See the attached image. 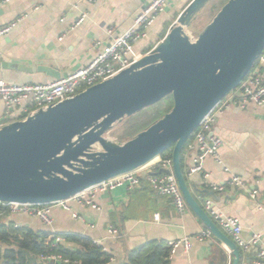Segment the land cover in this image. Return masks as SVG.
<instances>
[{"label":"water","instance_id":"obj_1","mask_svg":"<svg viewBox=\"0 0 264 264\" xmlns=\"http://www.w3.org/2000/svg\"><path fill=\"white\" fill-rule=\"evenodd\" d=\"M209 1L190 0L150 50L110 78L2 124L0 201H64L144 167L172 147V173L184 201L238 264V247L192 195L180 156L204 117L239 86L263 52L264 0H227L190 37L186 31ZM38 70L61 77L47 66ZM169 95L170 110L145 129L124 142L109 135L115 124Z\"/></svg>","mask_w":264,"mask_h":264},{"label":"crops","instance_id":"obj_2","mask_svg":"<svg viewBox=\"0 0 264 264\" xmlns=\"http://www.w3.org/2000/svg\"><path fill=\"white\" fill-rule=\"evenodd\" d=\"M149 1L11 0L1 4L0 27L13 26L0 37V80L16 84L55 80L38 70L45 66L57 70L61 77L66 76L91 61L101 48L97 42L107 44L108 30L115 35L129 28ZM187 2L166 0L163 10L146 30V36L134 42L135 51L143 54L150 44H155L159 33L167 23L168 27L172 24L175 14ZM82 14H85L84 20L74 25ZM259 72L264 75V66L259 67ZM238 98L236 92L230 93L214 109L213 130L222 141L218 151L221 163L207 156L202 165L210 174L208 181L224 182L231 173L241 177L246 187L227 186L221 192L213 191L201 172L189 174L196 152L190 143L183 153L184 175L192 195L208 215L204 207L207 199L224 214L240 219L242 238L259 233L264 246V105L247 102L239 107ZM9 121L11 118L0 99V126ZM151 170L146 169L147 175ZM207 191L215 195L212 197ZM94 201L98 210L75 202H69L71 211L59 204L52 205L50 225L27 214L2 216L0 222L11 221L15 227L24 225L35 231L46 230L51 233L50 237L52 234L86 236L110 255L106 264H121L130 251L147 243L162 241L168 245L183 237L190 238V249L185 251L180 246L172 255L169 249L166 264H232L233 255L221 241L213 236L202 241L194 237L206 227L190 207L186 204L184 211L179 212L171 196L154 194L145 176L134 191L121 186L95 193ZM72 211L82 219L73 217ZM109 227L115 228L117 235L111 234ZM239 251L238 264H254L256 248Z\"/></svg>","mask_w":264,"mask_h":264},{"label":"built area","instance_id":"obj_3","mask_svg":"<svg viewBox=\"0 0 264 264\" xmlns=\"http://www.w3.org/2000/svg\"><path fill=\"white\" fill-rule=\"evenodd\" d=\"M10 1L11 0H0V5ZM88 1L92 2L95 0ZM165 2L166 0H150L141 11L136 14L130 27L120 34L114 35L112 31L108 30L110 40L107 44H99V42H97L96 45L101 46V48L91 61L86 65L78 67L66 76L45 83L16 84L0 80V99L3 102L6 115L11 119L22 114L27 116L38 108H46L48 105L70 98L88 86L108 79L121 69L129 66L141 55L135 51L134 42L146 36V30L154 23L157 14L163 10ZM84 17L85 14H82L75 21L74 25L80 24L84 20ZM12 26L13 24L1 26L0 37L7 34ZM261 66H264V50L258 57L257 63L234 91L239 95L238 100H236V105L239 107H243L247 102H252L257 106L264 105V75L259 72V67ZM214 109L204 117L194 131L190 145L194 146L196 152L192 158L189 174L201 172L209 189L213 191L221 192L227 186L240 189L245 188L246 183L244 180L231 173H229L227 179L221 183L207 180L210 174L203 169V159L210 156L217 163H221L218 151L222 141L213 130L215 121ZM155 168L167 169L170 172L164 173L162 171L160 174L147 175L146 169ZM223 169L228 171V168L225 166H223ZM142 176L147 178L154 194L171 196L175 208L179 212L184 211L186 203L178 187L176 178L172 173V160L168 157L163 158L159 156L144 167L110 178L64 201L47 204H21L0 201V217L7 216V218H10L14 214H27L40 219L44 224L50 225L52 223V205L59 204L63 209L71 211L69 202H75L98 210L99 206L94 201L95 193L112 191L121 186H125L126 190L129 192L134 191L140 187ZM204 207L212 220L230 236L239 250L248 252L251 248H256L253 262L254 264H262L264 261V246L262 245L259 233H252L248 239H244L241 236L242 225L238 217L224 214L219 209L215 208L212 201L208 199L205 200ZM71 214L73 217L82 219L81 216L73 211ZM109 232L113 235H117V230L113 227H109ZM211 236V232L206 228L194 237L202 241ZM51 237L53 238L52 242L54 244L62 241L61 236H58V234H52ZM168 245L170 255L174 254L180 246H182L185 251L191 247L189 237L171 241ZM60 259L61 256L58 254H41L38 256V260L45 264H54V262Z\"/></svg>","mask_w":264,"mask_h":264},{"label":"trees","instance_id":"obj_4","mask_svg":"<svg viewBox=\"0 0 264 264\" xmlns=\"http://www.w3.org/2000/svg\"><path fill=\"white\" fill-rule=\"evenodd\" d=\"M189 1L190 0H188V2ZM226 1L227 0H210L193 23H196L201 16L212 18ZM176 16L177 14H175L172 21L175 20ZM168 25L167 23L164 29L159 33L157 41L165 35ZM153 46L154 44H150L143 53H146ZM234 91L235 89L230 93ZM171 107L172 97L169 95L154 105L130 117L124 118L120 123L113 126L109 135L116 141L124 142L156 121L164 113L169 111ZM25 116V114H22L11 120L22 119ZM193 134L188 138L181 151L180 160L183 174H185L183 153L186 145L192 141ZM171 152L172 147L163 151L160 156L163 158H171ZM150 173H162V169L155 168L152 169ZM50 234L49 231H35L24 225L15 227L11 221L0 222V264H45L38 260V256L41 254L60 255L61 259L54 262V264H106L110 259L108 253L102 251L86 236L58 234V236H61L62 241L54 244ZM168 250L169 246L167 244L165 245L162 241L150 242L130 251L126 260L121 264H166L169 254Z\"/></svg>","mask_w":264,"mask_h":264},{"label":"rangeland","instance_id":"obj_5","mask_svg":"<svg viewBox=\"0 0 264 264\" xmlns=\"http://www.w3.org/2000/svg\"><path fill=\"white\" fill-rule=\"evenodd\" d=\"M210 18L211 17L201 16L196 23L192 24L191 29L186 31L187 34L190 37H195L197 35V33L209 22ZM117 142H119V141H117Z\"/></svg>","mask_w":264,"mask_h":264}]
</instances>
